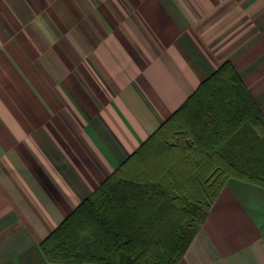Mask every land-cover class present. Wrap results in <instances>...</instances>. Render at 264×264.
Here are the masks:
<instances>
[{
    "label": "crops",
    "instance_id": "0c3cea01",
    "mask_svg": "<svg viewBox=\"0 0 264 264\" xmlns=\"http://www.w3.org/2000/svg\"><path fill=\"white\" fill-rule=\"evenodd\" d=\"M264 117V0H0V264L40 243L223 63ZM178 264H264L229 177Z\"/></svg>",
    "mask_w": 264,
    "mask_h": 264
},
{
    "label": "trees",
    "instance_id": "16d2710c",
    "mask_svg": "<svg viewBox=\"0 0 264 264\" xmlns=\"http://www.w3.org/2000/svg\"><path fill=\"white\" fill-rule=\"evenodd\" d=\"M160 149L158 174H126ZM229 177L264 187V117L225 62L40 250L55 264H178Z\"/></svg>",
    "mask_w": 264,
    "mask_h": 264
},
{
    "label": "rangeland",
    "instance_id": "374dc122",
    "mask_svg": "<svg viewBox=\"0 0 264 264\" xmlns=\"http://www.w3.org/2000/svg\"><path fill=\"white\" fill-rule=\"evenodd\" d=\"M169 125H166L164 127V131L167 130V128H169ZM168 131V130H167ZM165 131V132H167ZM174 139H168L169 142H172ZM174 142V141H173ZM175 143V142H174ZM161 151V153H160ZM160 151H151L150 154L147 156V159L142 161V162H132V164L125 169L124 171L126 172V174H130L134 171H136V167H139V169H146V172H150L152 175L154 174H158L160 172V170L158 169V166L161 164L162 166V162H163V157L165 155H162L163 153H165L162 149H160ZM161 162V163H160ZM131 169V170H129ZM194 169V168H193ZM197 191V189H196Z\"/></svg>",
    "mask_w": 264,
    "mask_h": 264
}]
</instances>
